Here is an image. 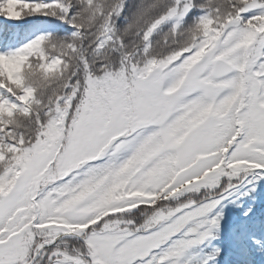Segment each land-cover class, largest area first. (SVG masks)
I'll return each instance as SVG.
<instances>
[{
    "label": "snow or ice",
    "instance_id": "obj_1",
    "mask_svg": "<svg viewBox=\"0 0 264 264\" xmlns=\"http://www.w3.org/2000/svg\"><path fill=\"white\" fill-rule=\"evenodd\" d=\"M249 172L264 0H0V264H189Z\"/></svg>",
    "mask_w": 264,
    "mask_h": 264
},
{
    "label": "trees",
    "instance_id": "obj_2",
    "mask_svg": "<svg viewBox=\"0 0 264 264\" xmlns=\"http://www.w3.org/2000/svg\"><path fill=\"white\" fill-rule=\"evenodd\" d=\"M48 27L44 19H33L13 31L28 33ZM249 210L245 217L244 211ZM217 213L222 216L219 229L200 246L190 248L183 260L189 264H264V174L247 173Z\"/></svg>",
    "mask_w": 264,
    "mask_h": 264
},
{
    "label": "rangeland",
    "instance_id": "obj_3",
    "mask_svg": "<svg viewBox=\"0 0 264 264\" xmlns=\"http://www.w3.org/2000/svg\"><path fill=\"white\" fill-rule=\"evenodd\" d=\"M246 175H247V173L244 174L242 178H244ZM226 182H227V181H226ZM231 193H232V192H231ZM226 198H227V197H226ZM226 198H225V199H226ZM225 199L222 201L221 205L223 204V202L225 201ZM221 205L218 207V209L221 207ZM218 209H217V210H218ZM217 210H216V212H217ZM215 232H216V229L213 230L212 235H213ZM212 235H211V236H212ZM211 236H210V237H211ZM201 244H202V243L197 244V245H195V246H193V247L200 246Z\"/></svg>",
    "mask_w": 264,
    "mask_h": 264
}]
</instances>
